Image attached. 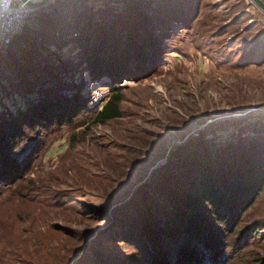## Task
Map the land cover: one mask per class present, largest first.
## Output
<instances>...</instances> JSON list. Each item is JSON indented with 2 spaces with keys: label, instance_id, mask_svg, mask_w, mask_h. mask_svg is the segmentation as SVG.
Returning a JSON list of instances; mask_svg holds the SVG:
<instances>
[{
  "label": "rangeland",
  "instance_id": "obj_1",
  "mask_svg": "<svg viewBox=\"0 0 264 264\" xmlns=\"http://www.w3.org/2000/svg\"><path fill=\"white\" fill-rule=\"evenodd\" d=\"M109 2L53 0L55 7L49 2L27 19L20 16L13 24L24 22L22 28L10 44H0V55L13 42L20 43L21 34L39 38L44 32L38 20L42 13L72 26L81 11L96 10L100 16L117 11L116 4ZM196 5L194 19L192 10L182 16L189 24H170L151 75V67L143 73L130 68L122 74L124 79L118 84L122 116L105 124L94 119L110 98V77H93L75 42L62 49L50 45L42 51L43 62L48 60L50 67L62 72L63 80L72 81L70 94L90 99L91 92L99 89L103 97L96 105L88 102L87 110L71 124L30 133L11 154L22 160L30 152L19 164L21 178L0 189V261L12 256L11 246L33 254L37 264H45L48 257L82 260L100 223L82 216L80 203L95 199L106 200L112 207L124 203L126 194L166 163L172 148L187 139L197 140L203 133L209 135L215 127L219 132L209 139L221 137L220 141L232 140L237 145L242 139L239 154L250 155L249 142L264 135L261 11L250 0H197ZM63 35L70 37L71 31L66 29ZM61 68L68 72L64 74ZM128 73L133 75L127 78ZM10 95L21 105L18 91L1 90L2 114L10 112L5 108L12 107ZM253 115L262 116L248 118ZM80 192L86 195L84 201L79 200ZM245 222L264 224V189ZM61 228L81 233L85 240L71 238ZM252 254L264 260V242L250 248L248 257Z\"/></svg>",
  "mask_w": 264,
  "mask_h": 264
},
{
  "label": "trees",
  "instance_id": "obj_2",
  "mask_svg": "<svg viewBox=\"0 0 264 264\" xmlns=\"http://www.w3.org/2000/svg\"><path fill=\"white\" fill-rule=\"evenodd\" d=\"M113 3L118 8L110 15L81 11L72 26L42 13L38 20L44 32L39 38L21 34V42H13L0 55V92L18 91L21 100L19 105L10 95L12 107H5L10 112L0 113V189L21 178L19 164L30 152L22 160L11 154L24 138L36 130L46 133L53 125L71 124L88 107L90 99L70 94L72 81L63 80L62 72L50 67L48 60L43 62L47 46L62 49L75 42L92 76L110 77V98L94 119L105 124L122 116L118 87L122 74L130 68L143 73L151 67V75L170 24H189L182 16L192 10L194 19L197 13V0H110ZM66 29L70 37L63 35ZM261 129L264 132V125ZM218 132L215 127L209 135ZM209 135L203 133L172 148L166 163L118 206L103 199L80 203L86 195L78 193L79 213L100 223L91 235L89 253L74 262L48 257L45 264H264L258 254L248 257L250 248L264 242V224L245 222L264 189L263 151L258 145L261 140L264 146V135L249 142L250 155L245 157L239 154L242 139L237 145ZM60 231L85 240L71 229ZM9 248L14 253L0 264H37L33 254Z\"/></svg>",
  "mask_w": 264,
  "mask_h": 264
},
{
  "label": "built area",
  "instance_id": "obj_3",
  "mask_svg": "<svg viewBox=\"0 0 264 264\" xmlns=\"http://www.w3.org/2000/svg\"><path fill=\"white\" fill-rule=\"evenodd\" d=\"M30 8V7H29ZM26 6V3L21 2L20 0H0V44H10L11 38L21 29L22 24H13L17 19L22 18L23 16L26 19L33 11ZM262 20L264 21V13L261 12ZM21 16V17H20ZM4 17V18H3ZM8 17L7 23L5 24V19ZM20 17V18H19ZM21 27V28H20ZM5 46V45H4ZM103 93L99 89H95L91 92L89 105L93 106L102 102L101 99Z\"/></svg>",
  "mask_w": 264,
  "mask_h": 264
},
{
  "label": "water",
  "instance_id": "obj_4",
  "mask_svg": "<svg viewBox=\"0 0 264 264\" xmlns=\"http://www.w3.org/2000/svg\"><path fill=\"white\" fill-rule=\"evenodd\" d=\"M50 0H21V2L26 3L30 7H42L47 4ZM250 2L261 12L264 13V2L262 0H250Z\"/></svg>",
  "mask_w": 264,
  "mask_h": 264
},
{
  "label": "bare ground",
  "instance_id": "obj_5",
  "mask_svg": "<svg viewBox=\"0 0 264 264\" xmlns=\"http://www.w3.org/2000/svg\"><path fill=\"white\" fill-rule=\"evenodd\" d=\"M20 1H21V0H20ZM51 1H52V0H50L49 2H51ZM49 2H48V3H49ZM26 6H27L28 8L30 7V6L27 5V4H26ZM42 7H44V6H42ZM29 9H30V8H29ZM36 9H38V8H36V7H33V8H32L33 11H35ZM3 18H4V17H3ZM7 20H8V17L5 19V24L7 23V22H6Z\"/></svg>",
  "mask_w": 264,
  "mask_h": 264
},
{
  "label": "crops",
  "instance_id": "obj_6",
  "mask_svg": "<svg viewBox=\"0 0 264 264\" xmlns=\"http://www.w3.org/2000/svg\"><path fill=\"white\" fill-rule=\"evenodd\" d=\"M264 2V0H262Z\"/></svg>",
  "mask_w": 264,
  "mask_h": 264
}]
</instances>
